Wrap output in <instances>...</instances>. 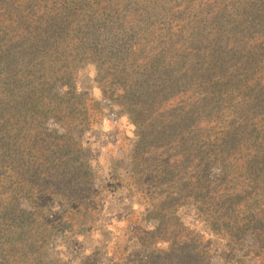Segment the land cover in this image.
Returning <instances> with one entry per match:
<instances>
[{"label": "trees", "instance_id": "1", "mask_svg": "<svg viewBox=\"0 0 264 264\" xmlns=\"http://www.w3.org/2000/svg\"><path fill=\"white\" fill-rule=\"evenodd\" d=\"M94 63L132 134L99 187L84 139L102 103L78 86ZM108 192L143 220L103 243ZM61 231L99 243L61 261ZM216 255L264 264V0H0V264Z\"/></svg>", "mask_w": 264, "mask_h": 264}, {"label": "rangeland", "instance_id": "2", "mask_svg": "<svg viewBox=\"0 0 264 264\" xmlns=\"http://www.w3.org/2000/svg\"><path fill=\"white\" fill-rule=\"evenodd\" d=\"M97 65L94 63L82 66L78 86L81 92L89 96L91 106L97 101L102 103L99 110L90 107L95 116V122L85 134L84 139L85 158L91 163L94 185L99 187L111 182L113 163H115L116 159H121L127 152L132 134L126 119L119 113V108H113V105L103 100L97 85L101 77V72ZM108 193L109 195L100 203L102 214L99 218L101 229V237L99 238L103 240V243L109 240L119 241V236L124 234L123 228L137 223L138 220H143L140 213H137V206L127 199L124 196L125 194H118V192ZM180 214L186 224L197 227L200 225L197 221L196 213L191 208H183ZM62 232L57 234L51 244L54 257L61 261L71 263L73 260L81 258L83 254L94 251L99 243L98 234L92 231L88 234V238L93 239L89 246L85 244V240L82 237L78 236L69 240L64 238ZM94 241L95 244L92 243ZM214 247L216 252H218L220 244L215 242ZM101 249L103 252L102 245ZM106 257L108 256H104L102 260H105L106 264H110ZM214 264H225V257L216 255Z\"/></svg>", "mask_w": 264, "mask_h": 264}]
</instances>
